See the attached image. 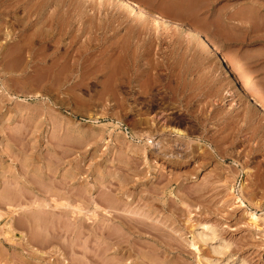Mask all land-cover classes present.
I'll list each match as a JSON object with an SVG mask.
<instances>
[{"label":"rangeland","instance_id":"374dc122","mask_svg":"<svg viewBox=\"0 0 264 264\" xmlns=\"http://www.w3.org/2000/svg\"><path fill=\"white\" fill-rule=\"evenodd\" d=\"M129 1L0 0V264H264V116L162 18L264 107V0Z\"/></svg>","mask_w":264,"mask_h":264},{"label":"bare ground","instance_id":"6f19581e","mask_svg":"<svg viewBox=\"0 0 264 264\" xmlns=\"http://www.w3.org/2000/svg\"><path fill=\"white\" fill-rule=\"evenodd\" d=\"M122 2L124 4H126L128 7H131L134 5L133 2L129 1V0H122ZM135 6V5H134ZM157 16V15H156ZM163 20L167 23L168 26H170L173 30L176 31H182L184 34V37H186L187 39H191L196 41V43L206 52L208 53H213L215 52L216 55V61L218 62V64L220 65L222 72L225 76L230 77V80L232 81V85L235 87V90L240 92V94L242 95V97H244V99L248 102V104L251 107H254L255 109H258L260 116H264V107L260 106L257 102V100L251 95L250 90L248 89V87H246L242 81L238 78V76L236 75L234 69L231 67V65L228 63L225 55L219 51L216 47H214V45L211 44V42L209 40H207L204 36H202L196 29L192 28V27H186L184 26L179 20L173 19L169 16H162ZM144 46V45H143ZM215 48V49H214ZM216 50V51H214ZM214 53V54H215ZM21 63V61H20ZM17 64V62H16ZM18 66V65H16ZM15 66V67H16ZM27 66V65H26ZM29 67V65H28ZM31 68V67H30ZM26 70V68H24ZM32 69V68H31ZM32 71V70H31ZM25 72H30L28 71H24ZM22 73V72H21ZM26 74V73H25ZM26 77V76H25ZM135 77V76H134ZM130 83V82H129ZM132 85V84H131ZM151 120V119H150ZM147 126V125H146ZM174 130V128H173ZM145 132V131H144ZM147 132V130H146ZM145 132V133H146ZM159 132V131H158ZM177 133H181L180 130H176ZM144 133V134H145ZM156 133V132H155ZM151 135V134H150ZM150 135H146L144 137H146V140L148 142L149 145H154L156 147H158L160 145L161 139L164 136V133H157V136L153 138V136ZM153 135V133H152ZM158 138V139H156ZM145 141V140H144ZM141 145V144H140ZM163 145V143H162ZM162 147V146H161ZM155 148V147H153ZM159 148V147H158ZM147 149V148H146ZM160 149V148H159ZM148 150V149H147ZM146 152V151H145ZM165 155V154H164ZM239 201L243 202L240 198L238 199ZM9 214V213H8ZM251 223L256 225V221L259 219V217L255 214V213H251ZM6 226L7 227H11V218H9L8 220H6ZM206 228V230H202L203 236H211L213 235L210 234L212 232V229H210L207 226H204ZM9 232V231H8ZM7 232V233H8ZM210 232V233H209ZM210 238V237H209ZM212 238V237H211ZM222 248L225 247V245H220ZM220 248V247H219ZM228 264V263H227ZM242 264V263H241Z\"/></svg>","mask_w":264,"mask_h":264}]
</instances>
